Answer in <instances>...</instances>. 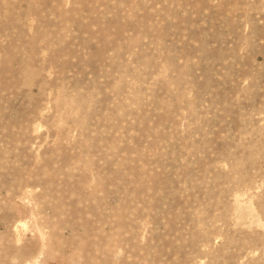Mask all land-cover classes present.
I'll return each instance as SVG.
<instances>
[{
    "label": "rangeland",
    "instance_id": "1",
    "mask_svg": "<svg viewBox=\"0 0 264 264\" xmlns=\"http://www.w3.org/2000/svg\"><path fill=\"white\" fill-rule=\"evenodd\" d=\"M0 264H264V0H0Z\"/></svg>",
    "mask_w": 264,
    "mask_h": 264
}]
</instances>
